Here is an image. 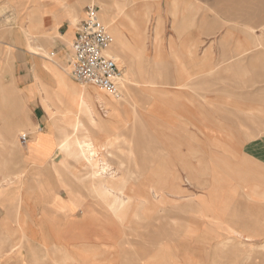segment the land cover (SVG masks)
<instances>
[{
    "label": "crops",
    "instance_id": "0c3cea01",
    "mask_svg": "<svg viewBox=\"0 0 264 264\" xmlns=\"http://www.w3.org/2000/svg\"><path fill=\"white\" fill-rule=\"evenodd\" d=\"M88 7L133 83L120 103L71 76ZM3 70L29 121L7 130L2 92L0 141H29L0 192V264H155V225H134L174 178L264 199V0H0ZM87 144L107 172L76 164Z\"/></svg>",
    "mask_w": 264,
    "mask_h": 264
},
{
    "label": "rangeland",
    "instance_id": "374dc122",
    "mask_svg": "<svg viewBox=\"0 0 264 264\" xmlns=\"http://www.w3.org/2000/svg\"><path fill=\"white\" fill-rule=\"evenodd\" d=\"M100 22L105 24L102 19ZM109 35L112 38L110 33ZM112 46L115 47L116 43H112ZM43 55L45 54L43 53ZM113 58L123 64L119 57ZM5 60L3 57L4 63ZM0 74L1 81H3V90L0 91V95L3 92L5 97L3 106L6 118L4 122L8 130L17 119L21 118L22 121L28 122L29 118L27 109L17 101L16 90L7 86L9 74L5 70ZM124 79L123 87L120 86L119 98L103 94L111 97L114 102L120 103L128 86L133 84L125 75ZM82 87L87 88L86 86ZM93 89L99 96L101 95L102 92ZM100 100L104 102L103 99ZM11 116L18 118L13 119ZM26 134L21 130L16 132V145L0 141L4 147V150L0 151V192L17 186V181L21 178L20 175L24 173L12 171V153L16 147L23 146L19 137ZM75 134H78V129ZM82 162L88 161L79 153L76 164L81 165ZM85 165L87 167L85 169L91 171L102 169L101 171L107 172L110 167L106 163L100 164L98 161L88 162ZM176 175L174 174V176ZM142 177L144 176L139 177V184ZM172 180L170 182L172 183L170 186L171 195H166L167 191H158L155 194L154 207H148L142 203L143 205L141 204L139 209L141 223L134 225V231H139L142 235L148 230H152L155 225L158 232L155 264H264L263 198L244 197L243 192L247 190L242 185L200 188L195 187V182L192 180H176L175 178ZM146 187L144 185L141 188L140 196L145 192L144 188ZM259 187V184L253 186L251 193L255 194ZM151 193L153 194L154 191ZM228 193L231 194L228 195ZM212 195L213 197H211ZM162 197L164 199H161ZM211 198L220 201L211 202ZM228 198L235 200L228 201ZM140 199L142 198L140 197ZM131 230L133 229L131 228ZM142 242L145 244L147 239L143 238ZM146 258L149 256L144 254V260Z\"/></svg>",
    "mask_w": 264,
    "mask_h": 264
},
{
    "label": "built area",
    "instance_id": "2783aa9c",
    "mask_svg": "<svg viewBox=\"0 0 264 264\" xmlns=\"http://www.w3.org/2000/svg\"><path fill=\"white\" fill-rule=\"evenodd\" d=\"M112 39L99 21V12L88 7L71 44L70 73L78 84L94 87L114 98L120 97L123 71L118 62L108 55ZM21 145L29 141L28 135L19 137Z\"/></svg>",
    "mask_w": 264,
    "mask_h": 264
},
{
    "label": "bare ground",
    "instance_id": "6f19581e",
    "mask_svg": "<svg viewBox=\"0 0 264 264\" xmlns=\"http://www.w3.org/2000/svg\"><path fill=\"white\" fill-rule=\"evenodd\" d=\"M99 21H100V19H99ZM101 23V22H100ZM103 24V23H102ZM113 47V46H112ZM110 47V49H109V51H108V55H110V56H112V58L113 57H119V55H118V48H117V46H115V47ZM70 49H71V46H70ZM115 59V58H114ZM124 75H123V78H122V80H121V87H123V84H124ZM91 87V86H90ZM92 88H94V87H92ZM95 89H97V88H95ZM98 90V89H97ZM98 91H100V90H98ZM101 92V91H100ZM102 93H104V92H102ZM128 94V93H127ZM79 96V95H78ZM82 97V96H81ZM85 98H87V97H85ZM99 99H100V96H99ZM90 100V99H89ZM116 108V107H115ZM114 108V109H115ZM115 111V110H114ZM116 112V111H115ZM141 117V116H140ZM140 119V118H139ZM84 125V124H83ZM87 139H88V137H87ZM90 140V139H89ZM88 140V141H89ZM81 141V140H80ZM83 141V140H82ZM86 141V140H85ZM85 141H83V142H85ZM85 143H87V142H85ZM84 144V143H83ZM84 147H86V149L84 148ZM79 153H81V155H83L84 157H85V159L89 162V163H92V160L94 159V156L96 155V154H94V153H96L95 152V150H93V148L90 146V144L88 145H86V146H81V151L79 152ZM105 166V165H104ZM102 170V169H101ZM104 171V170H103ZM105 172V171H104ZM99 174H102V173H99ZM104 174V173H103ZM102 174V175H103ZM104 176V175H103ZM101 182V181H100ZM108 186V185H107ZM137 194V193H136ZM140 196V195H139ZM118 200V199H117ZM116 200V201H117ZM116 203V202H115ZM115 206V205H114Z\"/></svg>",
    "mask_w": 264,
    "mask_h": 264
}]
</instances>
